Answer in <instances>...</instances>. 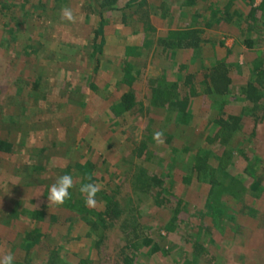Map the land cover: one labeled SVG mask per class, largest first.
<instances>
[{"label":"rangeland","instance_id":"374dc122","mask_svg":"<svg viewBox=\"0 0 264 264\" xmlns=\"http://www.w3.org/2000/svg\"><path fill=\"white\" fill-rule=\"evenodd\" d=\"M82 1L0 0L1 8L2 4L10 6L5 13L0 9V140L13 142L9 151L0 150V256L12 252L14 264H23V241L39 222L42 236L34 247L37 253L27 264H264V92L256 103L243 100L239 93L255 59H263L264 67V10L255 14L259 30L243 37L232 21L221 20L207 29L218 43L232 48L229 58L237 59L233 90L225 96L207 97L200 85L199 93L187 99L178 83L189 73L200 80L199 69L209 64L214 51L207 46L201 57L194 58L192 49L161 48L158 40L184 25L179 14L175 18L160 16V6L169 7L173 0H145L126 22L117 19L106 27L118 46L130 41L140 24L150 27L149 36L157 42L141 56H128L132 69L127 78L122 56L107 55L106 63L98 64L93 74L99 92L86 91V79L80 80L83 78L72 72L74 65L91 67L90 25L84 21ZM253 1L254 6L262 3ZM176 4L170 8H177ZM248 5L246 0H236L242 12H247ZM62 6L73 10L75 23L61 19ZM31 26L36 33L28 37ZM38 33L43 40L47 33L64 47L44 44L39 56L28 53L31 40L26 37ZM53 49L65 59L56 62ZM41 63L67 64L72 71L64 78L58 73L47 75ZM36 75L43 78L36 89L38 95L31 88ZM175 84L179 92L169 95L174 94L179 103L171 109L189 113L188 124L181 131L166 115L168 109L154 104L151 90L158 85L169 90ZM77 88L79 96H70ZM124 90L132 92L140 110L110 116L111 103ZM78 102L84 103V112ZM65 115H71L70 120ZM228 115L239 117L230 134L220 125V116ZM80 117L77 159L95 161L100 156L104 161L91 182L110 191L123 217L133 214L137 218L144 229L147 243L140 240L144 245L129 248L119 221L105 226L100 235L91 234L74 206L78 203L73 208L48 205L49 186L70 163L62 148L69 145L67 141L74 135L70 128ZM155 131L164 132L163 144L153 141ZM146 141L141 156L131 152ZM184 146L191 148L189 156L181 152ZM196 149L204 152L198 161L202 168L193 170ZM140 166L163 179L168 193L162 194L168 202L156 204L153 193L132 188L130 176ZM72 175L70 193L75 197L84 177L79 171ZM37 209L45 211L40 221L33 218Z\"/></svg>","mask_w":264,"mask_h":264},{"label":"trees","instance_id":"16d2710c","mask_svg":"<svg viewBox=\"0 0 264 264\" xmlns=\"http://www.w3.org/2000/svg\"><path fill=\"white\" fill-rule=\"evenodd\" d=\"M56 1V0H55ZM63 3L68 0H59ZM145 0H83L81 3V9L84 10V21H86L90 25L89 30V41L91 42V51L88 53V56L91 61L90 69H82L79 66L74 65V70L72 71L76 74L80 80L86 79L84 82L86 83V91H97L98 87L95 86L92 81L93 74L96 72L98 68V64L103 66L106 63L107 55L114 54L113 58H117L118 56H122L126 72L124 73V78H127L129 71L132 69V63L128 59L129 55L141 56L143 52L146 51L148 47L153 45L154 39L149 36L150 27L146 25L140 24V28L133 31L132 37L130 41L125 42L124 45L118 46L116 42H114L112 38V32L106 30V27L113 25L117 19H119L122 23L126 22L129 17L132 16V13L140 7ZM177 8L171 9L170 7L175 5ZM248 1V9L247 12H242L236 6V0H173V4H170L169 7L166 5H161L160 8V16L161 17H171L175 18V15H178L181 22H184L183 26L174 28L169 30L166 36L160 38L158 40V44L161 45V48L165 50H185L192 49L194 54L193 57H201L203 50L210 46L214 53L212 57L208 58L209 64L207 66H202L201 72L199 73L201 78L200 80H194L195 74H186L182 77L179 84V90L185 94L184 96L191 98L199 93V87H203L202 93L206 94V96H225L232 92L233 83H234V67L237 66V59L233 57V59L229 58L231 54H233L232 48L223 46L222 43H218L216 39H214L211 34L208 32L210 27H212L215 23H219L221 20H225L227 22H234L237 27L240 28L241 35L243 34H251L255 30H259V19L256 17V11L264 10V0H262L261 4L256 6L253 5V0ZM80 4V3H79ZM2 11L5 13L7 9L10 7L9 5H1ZM131 13V14H130ZM208 14V15H207ZM128 16V17H127ZM120 17V18H119ZM185 18V19H184ZM50 20V17L47 18ZM244 22V25H243ZM34 26V25H33ZM31 26L28 28V37L31 33H36L34 31V27ZM34 31V32H33ZM50 35V34H49ZM45 40L42 39L41 34H36L32 38H27L31 40L30 44L27 45L26 51L32 52L35 56L40 55L41 47L44 44H49L50 46H58L63 48L62 43H57L51 39V36H47V33L44 35ZM248 46L251 45V39L249 37L245 38ZM62 50V49H61ZM53 56L56 57V62H60L62 59H65V56L59 50L53 49ZM235 54V53H234ZM55 62V63H56ZM54 63V64H55ZM43 65V69H47L45 73L47 75H58L62 78L66 77L67 71L69 70V65H60V63L56 65ZM253 66L251 68L250 76L243 86H240L239 93L243 96V100L256 103L263 94L264 88V67H263V59H255L253 62ZM73 67V66H72ZM78 68V69H76ZM92 72V73H91ZM49 73V74H48ZM198 73V72H196ZM46 75V76H47ZM45 78V76H44ZM130 78V77H129ZM45 80V79H44ZM198 80V81H197ZM43 81L41 75H36V78L32 81L31 88L35 90V95H38L40 86V82ZM79 81V80H78ZM125 81V80H124ZM80 82V81H79ZM171 85L169 90H167L164 86L153 87L152 93L154 97V104L157 107H163L168 109L166 115L169 119L173 120V123L179 127L181 131L184 126L188 124V112H178L175 108H172L177 103H179V99H177L174 94L178 93L177 85L175 87ZM171 89V90H170ZM172 93L171 97L169 94ZM164 96L160 98L161 95ZM79 96V88L74 89L70 92V96ZM78 98V97H77ZM84 103L78 102V108L81 112H84ZM140 110V104L134 101V96L131 91L124 90V92L111 103L110 107V116L113 114L114 116H125L127 114H133ZM66 119L70 120L71 115H65ZM59 120L63 121L59 118ZM68 120V121H69ZM57 121L53 119L55 123ZM81 121H83L82 117L78 118L76 124L71 129V134H74L72 139L67 141L69 142L64 146L62 145V152H65L70 157V163L67 167L62 168L63 174H75L77 171L82 174L81 177H85L86 175H91L93 177L94 171H98L101 167V164L104 162L100 159V156L95 161L86 160L84 162H80L77 159V155H79L80 146L77 143V131L80 126ZM239 121V117L236 115H228V118H223L220 116L221 127L227 134H230L236 130L237 123ZM58 123V122H57ZM179 132V131H178ZM171 138V135L169 136ZM13 146V142H9L7 140H0V150L9 151L10 147ZM53 146H56L53 144ZM147 147V141L141 142L137 146L132 148V153L136 156H141ZM60 149L59 147H57ZM45 150V148L40 149ZM174 150V148H173ZM181 152L187 154L192 152L191 148L188 146H184L181 148ZM200 150H195L193 154L195 155V160L191 164V168L193 170H198L202 168V163H198L202 154L199 153ZM93 156V155H92ZM197 162V163H196ZM94 179V177H93ZM84 178L79 181L77 184V189H79L82 183H86ZM130 184L132 188L138 192L142 193H153L154 201L156 204H165L169 200L167 197L163 196L162 192L168 193V188L165 187V183L161 177H159L156 173H153L149 170H146L144 167L140 166L132 172L130 176ZM106 185V184H105ZM72 193V190H70ZM75 193V191H74ZM73 194V193H72ZM72 197V196H71ZM71 203H65L63 206L68 208H73L79 210V215L84 216L85 222L89 226V230L91 234L100 235L102 234L105 226L114 221H119V227L122 233V238L125 241V244L129 248H134L136 245H144V243L140 242L141 239H144V229L137 220V218L132 214L129 216L123 217L122 209L119 206V203L114 200L113 195L110 194V191L105 188H101V191L97 193V205L95 208H88L85 206L84 199L82 195L77 193L75 197H72ZM171 204V203H170ZM101 206L103 208L98 209ZM178 208L179 204H175ZM46 208L49 206L46 205ZM43 207V209L45 208ZM176 208V210H178ZM43 209L34 210L33 218L36 221L42 220L45 214ZM175 209V208H174ZM39 222L36 223V227H34V232L28 238H26L24 242V250L26 251V255L24 257V263H30V258L33 257V253H37L35 251V245L40 242L41 238V230L38 228ZM145 242V239L143 240ZM147 243V241L145 242ZM23 263V264H24Z\"/></svg>","mask_w":264,"mask_h":264},{"label":"clouds","instance_id":"9594fccd","mask_svg":"<svg viewBox=\"0 0 264 264\" xmlns=\"http://www.w3.org/2000/svg\"><path fill=\"white\" fill-rule=\"evenodd\" d=\"M61 19L70 23H75L77 18L70 7L62 6ZM152 139L157 144H163L164 132L155 131L152 135ZM84 179L89 182L82 183L78 191L84 199L85 206L88 208H95L97 205V199H96L97 193L101 191V185L91 182L93 179L91 175H86ZM73 187H74L73 175L66 173L59 176L57 180L53 184H51L48 188V192H47L48 205L50 204L57 207L63 206L68 200L71 199L70 189H72ZM14 260L15 257L12 252H8L3 256H0V264H14Z\"/></svg>","mask_w":264,"mask_h":264},{"label":"crops","instance_id":"0c3cea01","mask_svg":"<svg viewBox=\"0 0 264 264\" xmlns=\"http://www.w3.org/2000/svg\"><path fill=\"white\" fill-rule=\"evenodd\" d=\"M84 69H85V68H84ZM86 69H90V68H87V67H86ZM91 73H92V72H91ZM93 77H94V76H93ZM93 77H92V80L94 79ZM79 83H81V81H80ZM79 88H80V87H79Z\"/></svg>","mask_w":264,"mask_h":264}]
</instances>
